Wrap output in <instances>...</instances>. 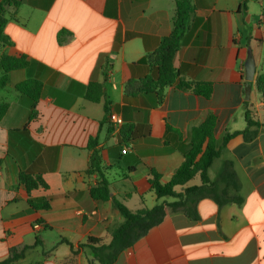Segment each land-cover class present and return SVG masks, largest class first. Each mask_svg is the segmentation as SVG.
<instances>
[{
  "label": "crops",
  "instance_id": "1",
  "mask_svg": "<svg viewBox=\"0 0 264 264\" xmlns=\"http://www.w3.org/2000/svg\"><path fill=\"white\" fill-rule=\"evenodd\" d=\"M13 1L17 6L3 10L8 43H0V58L25 66L8 72L0 88V102L8 105L0 121V261L10 248L28 246L11 264H100L92 249L79 245L88 238L109 244L124 222L112 199L132 212L171 202L156 198L150 172L167 183L190 148L191 130L214 115L219 154L207 177L214 182L230 162L240 204L201 199L195 220L167 209L162 224L110 264H264V104L255 84L264 72V0ZM179 22L172 65L184 80L210 83L209 98L178 81L159 89L157 67L144 60L173 37ZM248 50L252 81L244 78ZM25 82L32 83L22 94L16 86ZM91 83L103 84L97 103L85 99ZM247 109L259 127H248ZM110 112L120 126L108 121ZM24 127L28 133L12 134ZM243 131L256 135L238 134L222 145L226 135ZM91 139L108 201L90 196L99 181L85 172ZM36 159L47 189L30 197L48 199V211L32 210L18 183V173ZM200 183L197 174L183 188Z\"/></svg>",
  "mask_w": 264,
  "mask_h": 264
},
{
  "label": "trees",
  "instance_id": "2",
  "mask_svg": "<svg viewBox=\"0 0 264 264\" xmlns=\"http://www.w3.org/2000/svg\"><path fill=\"white\" fill-rule=\"evenodd\" d=\"M7 5L17 6V2L13 0H3L2 6L0 7V43L4 44L8 43V39L3 33L6 23V19L3 17V10ZM180 26L181 22L178 23V29H176L173 37L163 40L159 50L154 54L145 56L144 60L157 67L158 78L156 86L159 89L178 81L179 86L183 89L189 90L193 94L203 98H209L212 93V85L210 83L184 80L179 76L178 71L172 65L174 53L178 48L177 41L182 35V33H179V28L181 29ZM161 53L164 54L161 55ZM24 66L25 63L22 61L2 56L0 58V88L4 87L8 72ZM29 83L32 82H25L17 85L16 90L22 94H27L25 89L26 86L30 85ZM255 84L262 103L264 104V72L257 76ZM102 89L103 84L101 83L89 84L85 93V99L94 103L99 102L103 95ZM31 98L35 101L34 97ZM34 107V104H32L29 120L35 116ZM104 109L107 114L108 110L106 105ZM7 110L8 105L0 102V121L7 113ZM249 112L250 110L247 109L246 122L248 127H259L261 124L252 121ZM262 125H264V123ZM215 126L216 117L214 115H208L201 125L191 130L189 141L190 148L188 152L184 154L182 164L167 183H160L159 175L154 171L150 172L148 182L156 198L158 200L170 198L172 199L171 202L162 201L150 209L132 212L127 209L122 202L113 198V205L124 219V222L112 231L109 244L104 245L101 243V240L88 238L85 244L79 245V248L88 247L92 249V251L97 254V260L100 264H110L120 253L142 239L150 229L162 224L166 217L167 209L183 212L188 218L195 220L197 218V203L201 199L210 198L220 207L231 203L240 204L241 198L237 194L240 189V183L230 162L223 164L221 172L214 182H211L207 177L208 168L219 154V148L214 138ZM14 133H28L27 127H24L21 131L12 132V134ZM238 134H242L246 140H251L255 137L256 132L251 133L243 131L226 135L222 140V145L231 137ZM87 150L90 151V156L88 167L85 172L88 175L97 174L99 176V181L96 186L90 189V196L95 200L108 201L110 199V192L108 189V182L102 175L97 141L91 139L88 142ZM43 173L44 168L41 159L34 160L27 169L21 170L18 173V183L25 188L28 194L27 204L34 211H48L51 208L48 199L30 197V192L33 190L40 188L47 189V184L42 178ZM197 174L200 177V185L183 188V186ZM176 188L183 189L181 192H176ZM37 223H39V221H37ZM27 249H29L28 246L10 248L8 256L1 260L0 264H11L23 258Z\"/></svg>",
  "mask_w": 264,
  "mask_h": 264
},
{
  "label": "water",
  "instance_id": "3",
  "mask_svg": "<svg viewBox=\"0 0 264 264\" xmlns=\"http://www.w3.org/2000/svg\"><path fill=\"white\" fill-rule=\"evenodd\" d=\"M255 74V62L250 50L247 52V58L244 62V78L246 81H252Z\"/></svg>",
  "mask_w": 264,
  "mask_h": 264
},
{
  "label": "built area",
  "instance_id": "4",
  "mask_svg": "<svg viewBox=\"0 0 264 264\" xmlns=\"http://www.w3.org/2000/svg\"><path fill=\"white\" fill-rule=\"evenodd\" d=\"M108 121L113 124L114 126H120L122 124V120L121 118L115 114V113H108ZM127 152L126 148H124V150H122V154H125Z\"/></svg>",
  "mask_w": 264,
  "mask_h": 264
},
{
  "label": "rangeland",
  "instance_id": "5",
  "mask_svg": "<svg viewBox=\"0 0 264 264\" xmlns=\"http://www.w3.org/2000/svg\"><path fill=\"white\" fill-rule=\"evenodd\" d=\"M263 50H264V47H263ZM149 207H152V206H149Z\"/></svg>",
  "mask_w": 264,
  "mask_h": 264
}]
</instances>
